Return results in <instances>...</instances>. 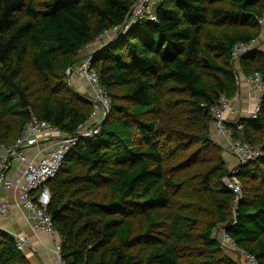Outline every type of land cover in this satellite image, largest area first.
<instances>
[{"label":"trees","instance_id":"16d2710c","mask_svg":"<svg viewBox=\"0 0 264 264\" xmlns=\"http://www.w3.org/2000/svg\"><path fill=\"white\" fill-rule=\"evenodd\" d=\"M135 1L0 0V158L31 116L68 136L89 120V96L66 73L100 38L91 66L108 116L45 183L63 264H242L225 254L219 227L264 264V95L256 119L226 125L232 140L261 146L237 168L238 202L209 136L211 108L238 92L232 49L259 39L264 0H156L154 23L113 33ZM236 68L264 82V48ZM0 264H29L2 231Z\"/></svg>","mask_w":264,"mask_h":264},{"label":"built area","instance_id":"2783aa9c","mask_svg":"<svg viewBox=\"0 0 264 264\" xmlns=\"http://www.w3.org/2000/svg\"><path fill=\"white\" fill-rule=\"evenodd\" d=\"M156 0H136L132 6L129 16L120 27H114L113 33L123 34L131 24H136L137 20L146 18L154 23L155 19L150 14V5ZM146 16V17H145ZM257 24H264V12L260 18L256 19ZM111 44L115 42L111 39ZM259 40L255 39L248 43H236L232 49V66L237 67L239 60L250 51L257 48ZM102 40L99 38L92 44V48H99ZM96 50V49H95ZM94 52V50H93ZM66 81L71 83V77L79 79L88 89L89 100L93 105V113L84 125H81L77 133L68 136L61 133L50 123L38 120L31 116L24 126L19 138L9 147L2 148L0 158V186L6 189L18 191L21 198V207L26 211L30 229L32 232H41L52 239V253L56 257L58 264H63L60 259L61 239L56 235L52 226L51 217L46 213L50 202V193L45 187L47 180L52 178L60 169L67 153L76 146L80 140H89L97 134L101 122L108 112L110 99L104 89L100 86L98 75L91 66V54L74 65L71 72L67 71ZM236 83L239 86L240 77L235 72ZM248 86L247 98L251 100L252 107L247 112L238 109L239 96L236 94L229 100L221 96L219 104L211 108L212 127L214 136L225 142L228 154L234 160L232 172L224 179V186L229 189L238 202L241 196V186L236 177L237 168L248 164L261 157V146H250L249 144L232 140L227 124L235 123L239 118L254 120L257 118L262 97L264 95V82L260 74L255 73L246 77ZM102 115V118H101ZM241 128L239 127L238 130ZM46 142V146L34 157L28 154L29 148L39 142ZM15 166L21 168V173L12 180H7L5 175ZM7 203L0 200V217L7 212ZM17 249L24 253L28 238L19 235L15 238ZM252 264H256L253 257L247 255Z\"/></svg>","mask_w":264,"mask_h":264},{"label":"crops","instance_id":"0c3cea01","mask_svg":"<svg viewBox=\"0 0 264 264\" xmlns=\"http://www.w3.org/2000/svg\"><path fill=\"white\" fill-rule=\"evenodd\" d=\"M112 38V37H110ZM264 39V24L262 27V32L259 37ZM262 39V40H263ZM105 39L103 43L108 42ZM261 43V42H260ZM96 48H90L85 50L81 56L87 57ZM235 72L239 74L240 84L238 86V96L239 101L237 103L238 109L242 112H247L252 107L251 100L247 98L248 86L246 83V77L242 74L239 68H235ZM72 87L80 94H85L89 96L88 89L84 84L76 77H71ZM102 118V115H101ZM46 142H39L35 146L29 148L28 154L32 157L37 155V153L46 146ZM21 173V168L15 166L12 170L8 171L5 175L7 180H12L13 178L19 176ZM12 178V179H11ZM0 200L6 202L7 212L5 216L0 217V231L5 234H9L11 237L15 238L19 235H25L28 238L27 247L24 251V256L28 260L29 264H58L56 257L51 251L52 239L41 232L34 233L30 229L27 213L21 207V198L18 191L13 189H6L0 186Z\"/></svg>","mask_w":264,"mask_h":264},{"label":"rangeland","instance_id":"374dc122","mask_svg":"<svg viewBox=\"0 0 264 264\" xmlns=\"http://www.w3.org/2000/svg\"><path fill=\"white\" fill-rule=\"evenodd\" d=\"M261 38L258 44V47L261 49L264 48V39ZM261 42V43H260ZM239 64V63H238ZM71 85V83H70ZM210 139L211 141L216 144L217 146L220 147L221 152L219 154V156L223 159L225 166L228 170V174L232 172V168L234 166V160L232 159V157L228 154L227 150H226V146H225V142L221 141L220 139H218L216 136H214L213 131L212 133H210ZM234 209V208H233ZM232 209V210H233ZM233 212V211H232ZM222 227H219V231H217L218 234H220L221 236V242L223 243V250L225 252V254L229 255L233 260L235 261H239L242 264H251L250 261L247 258V255H245L243 252L238 251L233 245L232 243H230L225 236L222 234ZM217 235V234H216ZM218 236V235H217ZM52 248V247H51ZM253 264V263H252Z\"/></svg>","mask_w":264,"mask_h":264},{"label":"water","instance_id":"95a60500","mask_svg":"<svg viewBox=\"0 0 264 264\" xmlns=\"http://www.w3.org/2000/svg\"><path fill=\"white\" fill-rule=\"evenodd\" d=\"M105 48H106V47H105ZM105 48L100 49V51L103 50V49H105ZM84 58H85L84 56H79L78 58H76L75 60H73V61L70 63V65H69L68 71L71 72L72 69H73V67H74V65H76L79 61H81V60L84 59ZM107 116H108V112L105 114V117L103 118L101 124L104 123V121H105V119L107 118ZM7 235H9V234H7ZM9 236H10V235H9Z\"/></svg>","mask_w":264,"mask_h":264}]
</instances>
